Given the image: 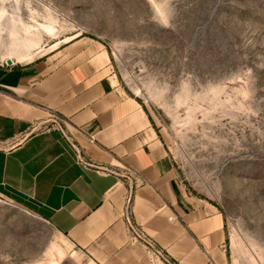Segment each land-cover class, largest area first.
Returning a JSON list of instances; mask_svg holds the SVG:
<instances>
[{
  "label": "rangeland",
  "instance_id": "1",
  "mask_svg": "<svg viewBox=\"0 0 264 264\" xmlns=\"http://www.w3.org/2000/svg\"><path fill=\"white\" fill-rule=\"evenodd\" d=\"M0 14L2 63L78 35L105 50L120 87L153 114L187 190L222 212L229 264H264V0H0ZM53 262L86 264L50 224L0 196V264Z\"/></svg>",
  "mask_w": 264,
  "mask_h": 264
},
{
  "label": "crops",
  "instance_id": "2",
  "mask_svg": "<svg viewBox=\"0 0 264 264\" xmlns=\"http://www.w3.org/2000/svg\"><path fill=\"white\" fill-rule=\"evenodd\" d=\"M79 36L0 62V196L50 224L86 264H149L125 232L132 186V219L172 260L229 264L222 212L191 195L153 114L120 87L107 52Z\"/></svg>",
  "mask_w": 264,
  "mask_h": 264
},
{
  "label": "built area",
  "instance_id": "3",
  "mask_svg": "<svg viewBox=\"0 0 264 264\" xmlns=\"http://www.w3.org/2000/svg\"><path fill=\"white\" fill-rule=\"evenodd\" d=\"M48 122L60 130L64 138L67 140V142L75 152V155L77 156L78 160L80 162H83L80 148L73 143L72 136L70 134H67V132L65 131L66 128L63 127L64 124L62 123V121L55 115H52L50 116ZM44 128L48 129L49 127L45 126ZM131 187L129 188L128 195L127 198L125 199L124 207L122 210V217L125 223V232H126L127 240L131 243L137 242L144 246L149 264H177L166 254V252L163 249H161L155 243L153 239L148 237L132 219V212H131L132 188Z\"/></svg>",
  "mask_w": 264,
  "mask_h": 264
},
{
  "label": "bare ground",
  "instance_id": "4",
  "mask_svg": "<svg viewBox=\"0 0 264 264\" xmlns=\"http://www.w3.org/2000/svg\"><path fill=\"white\" fill-rule=\"evenodd\" d=\"M0 16H1V14H0ZM41 29L43 30V31H45L46 33H51L53 30H54V26H52V25H42L41 26ZM12 45H13V47L15 48V49H18V48H23V50H25L26 49V46H28L26 43H24L23 41H21V40H19V39H16V37L15 38H12V43H11ZM14 52V51H13ZM12 52V53H13ZM16 52V51H15ZM16 58L18 59V61H24L26 58H25V54H17L16 55ZM52 264H57V263H55V262H53Z\"/></svg>",
  "mask_w": 264,
  "mask_h": 264
},
{
  "label": "water",
  "instance_id": "5",
  "mask_svg": "<svg viewBox=\"0 0 264 264\" xmlns=\"http://www.w3.org/2000/svg\"><path fill=\"white\" fill-rule=\"evenodd\" d=\"M6 63L11 64L12 63L11 59L6 60Z\"/></svg>",
  "mask_w": 264,
  "mask_h": 264
}]
</instances>
